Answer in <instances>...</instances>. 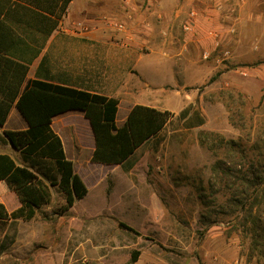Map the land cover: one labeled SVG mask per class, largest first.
Masks as SVG:
<instances>
[{"label":"rangeland","instance_id":"obj_1","mask_svg":"<svg viewBox=\"0 0 264 264\" xmlns=\"http://www.w3.org/2000/svg\"><path fill=\"white\" fill-rule=\"evenodd\" d=\"M240 2L241 5L237 0H110L118 14L103 18L107 28L122 34L132 31L148 39L151 36L150 42L158 41L160 45L165 44L166 34L176 33L181 38L177 54L184 56V49H196L208 70L197 86L179 82L177 87H165L167 91L161 96L166 101L164 105L172 110L170 120L173 119L161 137V142L167 140V144L151 151L148 157H135L134 162L141 163L134 175L118 177L112 166L101 169L79 165L78 171L94 188L90 195L77 202L72 212L62 213L64 197L57 188H51L52 202L29 222L11 219V213L20 207L16 193L1 196L4 215L0 217V264H30L34 250L40 251L41 245L54 246L58 240L51 227L105 226L117 230L120 223L137 232L144 251L159 256L157 262L146 257L144 264H264V214L259 216L258 227H238L241 217L227 216L218 206L206 209L200 200L201 196H210L220 205L230 196L216 184L211 170L227 151L212 149L210 143L202 145L201 133L215 132L226 141H241L249 148L255 140L251 126L264 122V83H254L242 75L244 71L255 72L257 80L264 78V21H250L251 0ZM135 3L142 19L135 17ZM187 35L193 38L185 41ZM157 36L161 37L156 40ZM238 38L242 43L236 50L231 42ZM199 39L206 43L201 51L197 49ZM128 41L133 43V37L129 36ZM167 47L140 62L150 84L173 79L170 66L161 56L174 55ZM140 51L148 54L149 45ZM181 63L178 61V66ZM230 120L245 127L235 128ZM4 132L0 133L4 138L0 140V155H8L20 167L25 166L17 147ZM219 142L215 140L216 146ZM74 153L72 150L69 154ZM214 191L218 193L213 195Z\"/></svg>","mask_w":264,"mask_h":264},{"label":"crops","instance_id":"obj_2","mask_svg":"<svg viewBox=\"0 0 264 264\" xmlns=\"http://www.w3.org/2000/svg\"><path fill=\"white\" fill-rule=\"evenodd\" d=\"M55 1L0 0V65H5L7 60H14L28 67L20 97L12 107L0 133L23 132L31 128L29 119L19 109V102L27 86L33 81L49 82L118 99V127L124 125L131 110L137 105L172 112L164 105L166 101L161 96L166 93V86L174 88L180 85L179 82H186L187 86H197L202 82L204 71L209 66L200 59L196 49H184V56L177 54L176 45L181 43L178 34H166L162 48L158 41L155 44L150 42L151 36L148 39V36L139 37L132 31L122 34L107 28L103 18L118 14L111 7L110 0H72L64 14L60 10L62 2L57 5ZM237 1L241 5L240 0ZM137 5L134 4L133 12L135 17L142 19L141 13L136 11ZM250 5L253 12L251 11L249 20L254 24L264 21V1L251 0ZM243 9L244 7L239 10L240 14ZM122 17L127 19L124 14ZM55 21L59 22L57 28H54ZM129 36L133 37V43L128 41ZM189 38L193 37L187 35L184 40ZM203 41L204 39L197 41V45H200L197 49L200 51L206 45ZM241 43L238 38L233 39L231 45L237 50ZM144 45H149L148 54L140 51ZM166 47L174 55L169 54L170 58L160 54L170 66L173 79L150 84L140 69V62H146V59ZM185 47H188V43ZM179 56L182 58L175 59ZM178 61L182 62L181 66H178ZM242 75L248 76L247 79L254 83H264V78L257 80L255 72L244 71ZM148 97L151 99H147ZM172 120L158 135L139 147L127 161L112 166L115 167L116 176L134 175L141 163L134 162L135 157L140 156L143 159L151 151L155 152L166 145L167 140L161 142V137ZM50 124L62 139L66 155L73 161L75 170L86 183L90 195L94 188L89 186L78 171L79 165L101 169L108 167L92 163L95 137L90 122L83 112L70 111L52 118ZM72 150H75L74 156L69 154ZM50 229L52 233H57L58 240L54 241V246L41 245L40 251L31 252L33 260H30V264H144L146 257L154 259L155 262L159 259V256L144 251L139 235L121 228L114 230L105 226L69 225ZM18 233H21L20 229ZM163 246L169 248L166 243ZM134 252H139L137 261H133Z\"/></svg>","mask_w":264,"mask_h":264},{"label":"trees","instance_id":"obj_3","mask_svg":"<svg viewBox=\"0 0 264 264\" xmlns=\"http://www.w3.org/2000/svg\"><path fill=\"white\" fill-rule=\"evenodd\" d=\"M60 2L64 14L72 0L55 1L57 5ZM54 24L57 28L59 22ZM27 74L28 67L14 60L0 65V128L5 126L20 97ZM119 104L116 98L39 80L27 86L19 109L29 119L31 128L23 132H4L17 147L25 166L20 167L8 155H0V198L14 192L20 200V207L11 213L13 222L32 221L43 206L52 202L51 188H57L64 197L62 213H68L88 195L86 183L67 157L62 139L51 127L52 118L70 111L83 112L95 137L92 163L111 167L127 161L139 147L158 135L172 116L169 111L137 105L124 125L118 127ZM230 121L235 128L245 127ZM251 128L255 140L249 148L241 141H226L215 132L204 131L200 136L202 145L210 143L212 149L219 147L227 151L226 157L218 159L211 170L216 184L230 195L220 205L210 196H201L200 200L206 209L218 206L227 216L241 217L238 227L244 228L258 227L259 216L264 214V122ZM1 139L4 138L0 136ZM217 139L220 142L216 146ZM217 193L214 191L213 195ZM3 215L0 206V217ZM119 227L137 234L126 224L120 223ZM138 255L139 252H134L133 261H137Z\"/></svg>","mask_w":264,"mask_h":264},{"label":"built area","instance_id":"obj_4","mask_svg":"<svg viewBox=\"0 0 264 264\" xmlns=\"http://www.w3.org/2000/svg\"><path fill=\"white\" fill-rule=\"evenodd\" d=\"M118 27H122L123 28V26H118Z\"/></svg>","mask_w":264,"mask_h":264}]
</instances>
